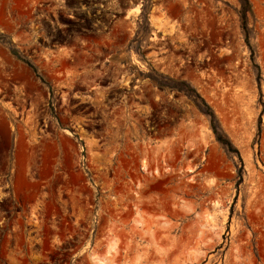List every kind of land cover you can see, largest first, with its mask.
<instances>
[{
	"label": "rangeland",
	"instance_id": "rangeland-1",
	"mask_svg": "<svg viewBox=\"0 0 264 264\" xmlns=\"http://www.w3.org/2000/svg\"><path fill=\"white\" fill-rule=\"evenodd\" d=\"M0 264H264V0H0Z\"/></svg>",
	"mask_w": 264,
	"mask_h": 264
}]
</instances>
